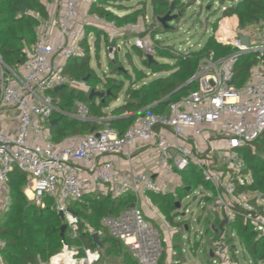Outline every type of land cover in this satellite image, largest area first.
Wrapping results in <instances>:
<instances>
[{
	"label": "built area",
	"instance_id": "obj_1",
	"mask_svg": "<svg viewBox=\"0 0 264 264\" xmlns=\"http://www.w3.org/2000/svg\"><path fill=\"white\" fill-rule=\"evenodd\" d=\"M40 1L47 16L38 18L36 39L26 51L25 63L12 69L0 58V112L15 110L18 118L14 134L0 132V217L11 206L9 174L17 169L28 176V201L44 209L45 200H50L51 210L62 216L66 226L58 250L46 261L37 256L36 264H98V248L71 245L65 240V235L71 240L78 237L80 220L72 205H84L86 196L110 200L131 196V203L118 214L103 217L100 227L122 244L137 264H160L164 245L171 243L176 228L167 224L147 197L170 193L174 178V186L180 187V174L193 168L208 186H199L192 193H196L200 215L209 221L207 229L213 242L206 252L208 264H236L232 257L238 256L237 244L230 250L225 244L227 228L237 217L258 237H264V197L257 192H237L238 187L252 182L243 153L264 134V27L235 29L231 39L218 40L233 51L219 58L213 53L202 58L189 80L196 83V89L169 103L165 114L139 112L121 134L110 126L108 118H101L90 134L55 144L49 132L52 114L64 113L51 92L61 86L88 94L92 90L62 73L68 59L82 55L86 30L101 31L110 41L132 34L125 45L146 56L153 49L149 36H138L149 25L147 17L117 27L90 13L98 0ZM155 24L160 22L155 20ZM92 34L87 35L88 41ZM240 37L247 39L246 46ZM118 44L124 45L120 40L107 49L109 60L120 50ZM242 56H253L255 64L247 81L236 87L234 66ZM69 117L79 122L90 120L88 108L80 102H75V112ZM216 139L225 145L212 156L211 142ZM146 151L151 152L147 157L153 164L152 174L137 168L144 163L139 154ZM176 212L175 221L185 219L186 207L179 203ZM229 238L237 242L232 231ZM4 249L5 242L0 239V264H4Z\"/></svg>",
	"mask_w": 264,
	"mask_h": 264
},
{
	"label": "trees",
	"instance_id": "obj_2",
	"mask_svg": "<svg viewBox=\"0 0 264 264\" xmlns=\"http://www.w3.org/2000/svg\"><path fill=\"white\" fill-rule=\"evenodd\" d=\"M222 1L219 0L221 5H224ZM132 2H136L141 8L134 9L131 6H123ZM111 3L115 4L117 10H126L127 12L120 15L115 11L107 10L105 7ZM117 3L120 5H116ZM177 3L178 0H149L152 22L146 25L138 35L140 38L146 36L151 38L152 56L172 59L173 65L165 66L157 61L149 62L141 50L132 45L128 46L140 59L142 65L152 74L170 73L153 78L148 83H142L137 89L134 87L127 88L123 103L109 109V112L104 110L117 99L122 89L121 85L119 87L109 85L111 81L104 84L105 89L100 88V92L109 91V94L103 99H89L88 93L74 89H70V92L66 94L64 93L66 87L57 93L51 92V94L59 95L56 106L64 113L62 115L58 112L52 114V120L57 121L56 125L49 128L53 143L59 144L65 138L90 134L97 129L96 122L101 118H108L110 126L121 134L132 125L139 112L165 114L168 109L167 101L170 103L178 101L196 89L197 85L193 82L176 94L171 95L175 90L189 82L202 58L211 53L214 54L215 58H219L233 51L231 47L222 45L213 37L208 38L196 51H180L174 48L170 49L167 45L163 46V40L157 38L159 33L156 30L161 28L164 32H168L170 24L167 22L166 27L161 24L157 26L155 20L159 21L161 18L171 15L173 8H177L175 7ZM233 5L226 7L218 20H230L228 26L239 31H245L253 26L264 27V0H237L235 4L233 2ZM146 6V2L142 0H98L97 4L91 7L90 13L120 27L126 24H135L140 17H145L148 14ZM46 16V9L40 0H0V58L2 63L12 69H16L25 63L26 51L32 48L36 39L35 29L38 25V18L43 19ZM213 28L216 31V26ZM93 32L95 34L91 44L96 50L99 48L100 38L108 40V46L115 47L120 40L126 43L132 38V35H125L119 38L120 40L110 41L105 35L101 36V32L88 29L81 45L82 55L72 57L65 62L63 75L72 80L83 82L91 89L96 90V86L103 82L89 66L91 57L87 35ZM95 55L98 56L97 53ZM115 59L109 60V64H114ZM254 64L255 58L253 56L239 57L234 66V84L236 87H240L247 81L249 71ZM145 77L144 73L139 72L137 82L142 81ZM75 102H80L88 108L89 121L78 122L71 117H66V115L71 114L73 109L75 110ZM251 147L243 153V160L251 172L252 182L250 185L238 187L237 192H257L264 197V134ZM180 177V187H175L172 192L166 195L150 194L148 198L158 208L169 226L174 228L186 226L189 228V220L186 222L175 221V217L178 215L176 214L178 208L175 204L176 202L180 203L182 198H185L187 194H192L199 186L206 188L208 186L203 182L199 172L193 168H188L180 174ZM27 181L28 176L17 169L9 174L8 189L11 206L0 217V239L5 242V249L2 251L4 264H36L37 256L46 261L59 248L60 228L64 225V221L55 211L51 210L50 200H45L44 209H40L28 201L23 192ZM187 188H189V192H186ZM84 201L86 203L80 205L81 210L76 211L80 220L78 237L76 240H71L65 235L66 242L76 246L84 245L92 249L98 248L101 256L98 264H137L127 249L119 242L111 239L106 231L100 227L101 219L105 216L116 215L125 209L132 201L131 196L116 200L86 196ZM72 206L75 207V205ZM239 220L241 218L237 217L232 223L231 229L233 224ZM208 222L207 220V224ZM88 230L97 234L102 248L94 243ZM205 231L208 232L207 227ZM235 234L237 244L244 248L248 256L254 262L264 264V237H258L253 233L248 223L236 225ZM176 237V235L173 236L172 244L173 250L178 254L173 256L172 264H181L182 246L174 244ZM226 242L234 244L229 237H226ZM163 257L160 264H164Z\"/></svg>",
	"mask_w": 264,
	"mask_h": 264
},
{
	"label": "rangeland",
	"instance_id": "obj_3",
	"mask_svg": "<svg viewBox=\"0 0 264 264\" xmlns=\"http://www.w3.org/2000/svg\"><path fill=\"white\" fill-rule=\"evenodd\" d=\"M142 1H145L147 4L146 9L148 14L146 16L148 18L147 22L150 23L151 18L149 0ZM236 1L237 0H223L222 3H224V5H221L219 0H178V3L175 5V7L177 8H173L171 12V16L173 17V19L172 21L168 22L170 24L169 31L164 32L161 28L157 29L156 32L159 33L157 38L159 40H163V46L167 45L170 49L174 48L180 51H196L210 37H213L214 39L219 41L229 40L233 37L235 28L231 29V27L228 26V24H230V20L225 19L224 21H222L218 19L221 18L223 12L222 10L233 5V2L235 4ZM135 4L136 2H132L129 3V5L125 4L123 6H131L134 7V9L141 8L139 4ZM116 5L120 4L117 3ZM107 6L108 7H105L107 10L115 11L120 15L127 12L126 10H117L114 3H111ZM214 26H216V31L213 30ZM249 31L250 30H248V32ZM108 43L109 41H106L105 38H100L99 48L98 50H96L94 45L91 44V40H89L88 42V45L91 48L89 49L91 57L89 66L95 72V74L101 78L103 82L100 85L96 86L97 89L98 87L105 89L104 84H107L109 81H111V83L109 82V85H114L116 87H119L120 85L122 86L117 99L114 102L110 103L108 108L104 110L105 112H109V109L113 104L122 103L124 101V99L126 98L125 91L127 90V88L134 87L137 89L141 86L142 83H148L153 78H156L158 76H165L170 73L152 74L151 71H149L145 66L142 65L140 59L128 48V45H125L126 43H124V45L118 44L120 46V50L116 52V55H114V58H116L114 64H109L110 61L107 58V49L110 46H108ZM96 53L98 54V56L95 55ZM143 54L145 55L144 52ZM152 55L153 52L150 56ZM152 59L165 66H171L174 63L172 59L159 56H152ZM139 72L144 73L146 77L142 81L137 82ZM70 89L71 88L66 87V91L64 93L68 94L70 92ZM50 96L55 101L59 100L58 94H50ZM74 112L75 110L73 109L71 114H73ZM208 136H211V134H208ZM211 144L212 148L214 149L211 155L216 156V149L218 147H223L225 145V142L221 139H216L213 140ZM23 192L24 195H26V186L23 189ZM195 195L196 193L187 194L188 197L182 198L180 202L181 208L186 207L187 211L186 217L183 220H186V218H188L190 224H188V232H184V228H180V226L176 227V230H174L173 234V236H177L175 238L174 244L182 246L181 252H183V257L185 258L186 264H208V261L206 259V252L208 249V245H211L213 240L210 233L205 231L207 227V221L204 223L202 222L204 214L200 215L199 207L196 206ZM148 201H150V199H148ZM30 203L38 207L35 203ZM74 208L76 211H80L82 207L77 204ZM176 214L179 213L176 212ZM244 223L245 221L241 219L237 223L233 224L232 229L231 223V225H229V227L227 228L228 237L230 236V230L236 233V225H243ZM233 242L237 244L235 240H233ZM225 245L228 250L233 249L234 247L233 243L230 242H226ZM164 246L166 251L169 247V244H165ZM236 250L238 251V256L236 255L232 257V261L234 263L262 264L261 262H254L248 256V253L244 251V248H242L239 244L236 245ZM165 254L166 253H164L163 260L165 258Z\"/></svg>",
	"mask_w": 264,
	"mask_h": 264
},
{
	"label": "crops",
	"instance_id": "obj_4",
	"mask_svg": "<svg viewBox=\"0 0 264 264\" xmlns=\"http://www.w3.org/2000/svg\"><path fill=\"white\" fill-rule=\"evenodd\" d=\"M147 17V16H145ZM142 18V17H140ZM139 18V19H140ZM144 18V17H143ZM151 18V17H150ZM139 19L137 20L136 23L139 22ZM150 24V23H149ZM94 31H98V30H94ZM101 32V31H99ZM95 32H93L92 36L94 35ZM101 36L105 35L103 32H101ZM129 36H131L132 34H128ZM106 36V35H105ZM93 40V39H92ZM91 40V41H92ZM89 42V41H88ZM89 49L90 46H89ZM96 91H99L100 92V88L98 87V89L96 88ZM59 92V91H58ZM57 93V92H55ZM123 103V102H122ZM122 103H118V104H113L111 108L115 107V106H118ZM74 114V113H73ZM73 114H70L69 116L73 115ZM66 115V117H69ZM75 120V119H74ZM77 121V120H76ZM17 122H18V118H17V112L15 110H7V111H2L0 112V132H3L5 134H14L15 131H16V127H17ZM79 122V121H78ZM51 126V125H50ZM74 137H79V136H74ZM72 138V137H70ZM150 151H146V152H142L139 154L138 158H142L144 160V163L141 164L140 166H137L138 169L140 170H143L145 171L146 173L148 174H152L154 171H153V164L151 163L150 159H148L147 156L150 155ZM145 159H148V161L146 162ZM177 183V179H173L172 180V187H171V192L175 189V184ZM186 192H189V191H186ZM150 195V194H149ZM148 198V197H147ZM149 199V198H148ZM178 203V202H176ZM149 204L154 208L156 209L158 212V208L155 207V205H153L150 201H149ZM143 210L146 212L147 209L144 207ZM159 214L161 215V213L159 212ZM197 219V218H196ZM208 219L207 218H203V223L206 222ZM186 232V231H185ZM173 239V237H172ZM172 239H171V243L169 244V247L168 249L165 251V258H164V263L166 262H169L171 261V264L173 263V256L176 254H178V252L174 251L173 250V244H172ZM183 251V250H182ZM195 252V251H193ZM180 256V255H179ZM181 258H182V261H181V264H186L185 262V258L183 257V252H181Z\"/></svg>",
	"mask_w": 264,
	"mask_h": 264
},
{
	"label": "water",
	"instance_id": "obj_5",
	"mask_svg": "<svg viewBox=\"0 0 264 264\" xmlns=\"http://www.w3.org/2000/svg\"><path fill=\"white\" fill-rule=\"evenodd\" d=\"M22 11L24 12V9H23ZM172 19H173V17H172L171 15H167V16H165L164 18H161V19L159 20V22H160L161 25H163V26L166 27V23L172 21ZM239 39L241 40V42H242V44H243L244 46L247 45V39H246L245 37H240ZM146 58H147V60H148L149 62H154V60L152 59V56L147 55ZM190 83H191L190 81L187 82L186 84H184L183 86H181L180 88H178L177 90H175L171 95H174V94H176L177 92L181 91L184 87H186V86L189 85ZM61 89H63L62 86L56 88V89L54 90V92H58V91H60ZM108 94H109V91H106V92H99V91H96L95 89H92V90H90V92H89V94H88V98H89V99H92V98L103 99V98H104L106 95H108ZM169 103H170V102L167 101V102H166V106H168ZM56 124H57V121H56V120H53V121L51 122V126L56 125ZM186 191H189V188H187ZM29 205H30V203L28 204V206H29ZM175 205H176V208L179 207V203H176ZM60 218H62V216H60ZM226 222H227V221L225 220V221L223 222V225L226 224ZM65 229H66V226H65V225H62V227L60 228V234H59L61 238H62L63 235H64ZM92 238H93L94 243H95L99 248H102L101 243L98 241V236H97V234H94V235L92 236Z\"/></svg>",
	"mask_w": 264,
	"mask_h": 264
}]
</instances>
